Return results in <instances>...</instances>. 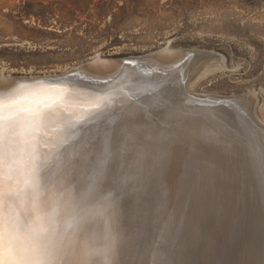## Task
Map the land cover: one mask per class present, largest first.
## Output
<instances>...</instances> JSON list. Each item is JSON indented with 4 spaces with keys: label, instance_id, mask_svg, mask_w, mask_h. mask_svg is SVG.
<instances>
[{
    "label": "bare ground",
    "instance_id": "6f19581e",
    "mask_svg": "<svg viewBox=\"0 0 264 264\" xmlns=\"http://www.w3.org/2000/svg\"><path fill=\"white\" fill-rule=\"evenodd\" d=\"M191 55L165 47L122 70L125 63L97 55L61 73H0V237L15 245L8 259L82 264L80 197L92 187L119 189L123 264H264V124L255 94L233 95L230 106L224 96L196 95L189 86L224 65L210 53ZM120 89L118 108L77 127ZM11 101L51 111L49 135L65 117L74 121L66 144L39 146L43 167H33L20 125L8 131Z\"/></svg>",
    "mask_w": 264,
    "mask_h": 264
},
{
    "label": "rangeland",
    "instance_id": "374dc122",
    "mask_svg": "<svg viewBox=\"0 0 264 264\" xmlns=\"http://www.w3.org/2000/svg\"><path fill=\"white\" fill-rule=\"evenodd\" d=\"M165 47L222 58L190 90L251 91L264 124V0H16L0 8V73L15 77L61 73L97 55L125 63L122 70Z\"/></svg>",
    "mask_w": 264,
    "mask_h": 264
},
{
    "label": "clouds",
    "instance_id": "9594fccd",
    "mask_svg": "<svg viewBox=\"0 0 264 264\" xmlns=\"http://www.w3.org/2000/svg\"><path fill=\"white\" fill-rule=\"evenodd\" d=\"M118 191L114 188L100 191L88 187L81 193L79 211L86 233L82 264H123L121 253L126 235L119 210ZM18 259L19 264H36L38 260L27 255Z\"/></svg>",
    "mask_w": 264,
    "mask_h": 264
},
{
    "label": "snow or ice",
    "instance_id": "6c2138e0",
    "mask_svg": "<svg viewBox=\"0 0 264 264\" xmlns=\"http://www.w3.org/2000/svg\"><path fill=\"white\" fill-rule=\"evenodd\" d=\"M17 102L11 101L7 105L10 116L8 119V131L15 133L17 125H20L19 135L23 138L24 150L33 164V167L40 165L43 167L44 162L40 160L38 148L42 144L44 147L59 149L61 145L66 144L71 138V129L74 127V121L64 118L62 128H57L54 133L49 135L47 129L49 124L51 111H41L38 108L34 110H17L15 105ZM5 105L0 104V111ZM4 122L3 116H0V160H3V143H4ZM66 151V149H65ZM260 175L264 181V164L261 165ZM14 243L0 237V264H18L14 259L5 261V256L9 257L14 252ZM164 264H173L170 261H164Z\"/></svg>",
    "mask_w": 264,
    "mask_h": 264
},
{
    "label": "water",
    "instance_id": "95a60500",
    "mask_svg": "<svg viewBox=\"0 0 264 264\" xmlns=\"http://www.w3.org/2000/svg\"><path fill=\"white\" fill-rule=\"evenodd\" d=\"M111 59V58H110ZM41 81H35V83H39ZM120 92V93H119ZM119 94H116V95H112L108 98H105L102 103L99 105V106H93V108L91 107L90 109H92L90 111V113H85L84 117L83 118H80L79 120H75L79 125L77 127H80V126H84V125H87V124H90L92 123L97 117L99 116H107L108 114L112 113L113 111H110V110H115L114 108H118V106H120L121 102L123 100H125V93L122 92V90L120 89L119 90ZM132 93L130 92V95ZM233 95H229V96H224L225 99H228V98H231ZM223 100V105L225 106H230L231 103L233 101H231L232 99H228L230 101H227V100ZM94 109V110H93ZM172 121V120H171ZM162 125H166V123H163ZM165 127V126H164ZM183 135H185L184 133H182ZM181 134V135H182ZM130 220H135L136 218L134 217V208L132 207L130 209Z\"/></svg>",
    "mask_w": 264,
    "mask_h": 264
},
{
    "label": "crops",
    "instance_id": "0c3cea01",
    "mask_svg": "<svg viewBox=\"0 0 264 264\" xmlns=\"http://www.w3.org/2000/svg\"><path fill=\"white\" fill-rule=\"evenodd\" d=\"M9 1H16V0H0V8H2Z\"/></svg>",
    "mask_w": 264,
    "mask_h": 264
}]
</instances>
